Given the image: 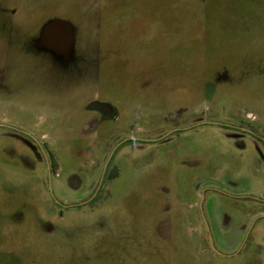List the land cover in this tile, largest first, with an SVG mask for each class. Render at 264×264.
I'll use <instances>...</instances> for the list:
<instances>
[{"label":"rangeland","instance_id":"1","mask_svg":"<svg viewBox=\"0 0 264 264\" xmlns=\"http://www.w3.org/2000/svg\"><path fill=\"white\" fill-rule=\"evenodd\" d=\"M243 127L264 0H0V264H264Z\"/></svg>","mask_w":264,"mask_h":264},{"label":"flooded vegetation","instance_id":"2","mask_svg":"<svg viewBox=\"0 0 264 264\" xmlns=\"http://www.w3.org/2000/svg\"><path fill=\"white\" fill-rule=\"evenodd\" d=\"M243 130L250 134L252 136V139L255 141V142H263L264 139H263V136L260 134V133H257V132H254L253 130L249 129V128H244L243 127ZM258 144V143H257Z\"/></svg>","mask_w":264,"mask_h":264},{"label":"water","instance_id":"3","mask_svg":"<svg viewBox=\"0 0 264 264\" xmlns=\"http://www.w3.org/2000/svg\"><path fill=\"white\" fill-rule=\"evenodd\" d=\"M47 29L50 30V32H49V36H50V38H54V36H57V37H58V34H57V33H53V31L56 30L55 27H54L55 30H52V28H51L50 26H49ZM58 38H59V37H58ZM57 44H58V45L61 44L59 40H58V43H57ZM90 106H91L92 108H94L95 104H92V105H90Z\"/></svg>","mask_w":264,"mask_h":264},{"label":"crops","instance_id":"4","mask_svg":"<svg viewBox=\"0 0 264 264\" xmlns=\"http://www.w3.org/2000/svg\"><path fill=\"white\" fill-rule=\"evenodd\" d=\"M49 32H50V30L46 29V31L44 32L45 36H46V35L48 36V35H49ZM101 112L107 114L108 112H110V110L105 111V109L102 108V111H101ZM107 115H108V114H107ZM109 115H110V114H109Z\"/></svg>","mask_w":264,"mask_h":264},{"label":"trees","instance_id":"5","mask_svg":"<svg viewBox=\"0 0 264 264\" xmlns=\"http://www.w3.org/2000/svg\"><path fill=\"white\" fill-rule=\"evenodd\" d=\"M128 141H131V142H132V141H135V140H134V139H128V140H127V141H125V142H128Z\"/></svg>","mask_w":264,"mask_h":264}]
</instances>
